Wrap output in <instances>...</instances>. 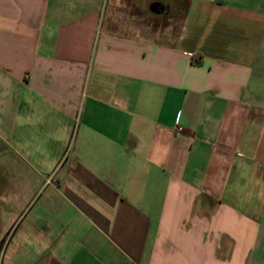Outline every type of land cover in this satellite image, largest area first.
<instances>
[{
    "label": "crops",
    "instance_id": "0c3cea01",
    "mask_svg": "<svg viewBox=\"0 0 264 264\" xmlns=\"http://www.w3.org/2000/svg\"><path fill=\"white\" fill-rule=\"evenodd\" d=\"M182 2L0 0V264H264V9Z\"/></svg>",
    "mask_w": 264,
    "mask_h": 264
},
{
    "label": "rangeland",
    "instance_id": "374dc122",
    "mask_svg": "<svg viewBox=\"0 0 264 264\" xmlns=\"http://www.w3.org/2000/svg\"><path fill=\"white\" fill-rule=\"evenodd\" d=\"M216 1V0H214ZM227 2H231L232 4H237L243 9H248V8H260L264 9V2H258L259 0H226ZM163 4L166 6V12L162 14L157 20V24L160 26V28L164 26H169L171 29V33L174 34L175 29L179 25L183 13V8L185 6V2L180 3L181 9H178L177 11H174L175 9L173 8V3L172 0H162ZM247 17H242L239 20H242L245 23ZM138 20H140L138 18ZM251 19H249L250 21ZM254 23H258L257 19L254 18ZM153 23H155L154 20H152ZM262 23H264V19L261 20ZM151 19L150 18H143V20L138 21V24H148L150 25ZM241 25V24H240ZM258 63H259V70L263 73L264 75V49L260 51V55L258 57ZM1 164V162H0ZM1 168V165H0ZM20 179H15L14 182H18ZM6 178H1L0 177V187L6 185ZM15 183V184H16Z\"/></svg>",
    "mask_w": 264,
    "mask_h": 264
},
{
    "label": "built area",
    "instance_id": "2783aa9c",
    "mask_svg": "<svg viewBox=\"0 0 264 264\" xmlns=\"http://www.w3.org/2000/svg\"><path fill=\"white\" fill-rule=\"evenodd\" d=\"M174 132H175L176 134L181 133V132H182V126L177 124V125L174 127Z\"/></svg>",
    "mask_w": 264,
    "mask_h": 264
}]
</instances>
